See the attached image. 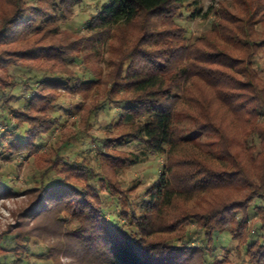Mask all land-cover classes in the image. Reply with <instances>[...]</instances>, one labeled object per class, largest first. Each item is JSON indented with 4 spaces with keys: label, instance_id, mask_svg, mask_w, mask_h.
<instances>
[{
    "label": "trees",
    "instance_id": "obj_1",
    "mask_svg": "<svg viewBox=\"0 0 264 264\" xmlns=\"http://www.w3.org/2000/svg\"><path fill=\"white\" fill-rule=\"evenodd\" d=\"M83 1L0 0V200L26 197L0 264H64L67 245L95 264H264V0H95L74 23ZM90 98L85 128L49 141ZM160 156L143 195L124 186Z\"/></svg>",
    "mask_w": 264,
    "mask_h": 264
},
{
    "label": "rangeland",
    "instance_id": "obj_2",
    "mask_svg": "<svg viewBox=\"0 0 264 264\" xmlns=\"http://www.w3.org/2000/svg\"><path fill=\"white\" fill-rule=\"evenodd\" d=\"M95 0H84L80 5L76 7V17L74 20V23L77 22L80 24L83 20L87 18V14L93 10ZM220 1L224 0H200L201 6L203 8V12H206L211 8V6L216 5ZM185 25L189 27L191 32L195 35L200 33L201 31L205 30L207 28V20L200 19L199 17L189 18L186 21H184ZM106 58H108V54L106 53ZM258 64L261 69V73L264 76V52L261 54V56L258 57ZM104 67H106L105 63L103 64ZM109 68L105 69V72H107ZM94 103L93 98L88 99L84 105L79 109V111L75 114H72L68 116V120L66 121L65 125H60L54 132V134L51 137H47V139L50 141L57 139L60 134L63 135H69V133H72L78 129L83 130L85 128V117L88 113V108H90ZM102 124V121L97 122L95 126L89 127L87 129V132L89 133H95L96 135H102L104 132V127ZM181 132L182 134H195V136L199 137L202 141V146L204 150H208L212 152L211 158L215 161H218L217 159V138L216 137H208L205 135L198 134L193 129V124L184 117L183 121L180 124ZM18 161H21L18 159ZM22 164L19 166H16V171L10 173V178L14 179L17 183V188L19 190L24 189L27 186V182L29 179V176L32 172V167L28 164L27 161H21ZM164 162V157L160 156L157 157L153 161H148L140 164H136L134 166H131L129 168H126L121 173V178L124 182V186H128L132 182H138V193L139 195L144 194L145 187L152 183L158 176L161 165ZM25 196H14L7 199H1L0 200V231L5 229L8 225L13 224L16 222L13 211L16 210L17 207L23 204L25 201ZM190 206H194L196 204V199L193 198L189 201ZM256 219L252 217V222ZM56 237L54 236V233L52 234V238ZM54 240H57V238H54ZM58 241L67 242V239L62 237L58 238ZM196 243V242H195ZM230 246V245H229ZM67 253L63 252L60 257L64 264H95L93 259L89 255H83L82 250L78 249L76 246L71 247V245H67ZM70 247V248H69ZM217 254H221L222 250L220 247L216 249ZM231 256L235 262V264L241 263L243 257L241 254L234 249L232 250Z\"/></svg>",
    "mask_w": 264,
    "mask_h": 264
}]
</instances>
